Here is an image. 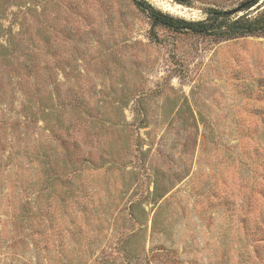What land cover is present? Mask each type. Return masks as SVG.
Returning <instances> with one entry per match:
<instances>
[{
  "label": "rangeland",
  "instance_id": "rangeland-1",
  "mask_svg": "<svg viewBox=\"0 0 264 264\" xmlns=\"http://www.w3.org/2000/svg\"><path fill=\"white\" fill-rule=\"evenodd\" d=\"M136 1L0 0V264H264V30Z\"/></svg>",
  "mask_w": 264,
  "mask_h": 264
},
{
  "label": "trees",
  "instance_id": "trees-1",
  "mask_svg": "<svg viewBox=\"0 0 264 264\" xmlns=\"http://www.w3.org/2000/svg\"><path fill=\"white\" fill-rule=\"evenodd\" d=\"M257 1L258 0H244L241 3V9L247 10L249 7L253 6ZM136 4L140 9L148 13V17L152 26L162 25L178 31H186L205 35H216L221 37L244 35L264 30V8L256 12V15L253 16H248L247 13L235 16L234 14L227 13V10L208 8L207 17L205 19L188 20L184 18L175 17L168 13H163L144 0H137ZM1 46L3 45L1 44ZM32 104L35 105V103L31 102V99H28L26 103L24 102L22 104V109L28 110V108H30ZM38 107L43 114L40 119L44 122L46 120L47 122L44 125L48 126V132L53 131V129L54 131L57 130L59 127H55L49 123V121L53 120V118H55L54 125L56 124V121L59 120L58 114L55 111L54 106H52V109L48 110H45V107L42 104L38 105ZM58 139H60V137H58ZM58 144L61 146L64 145L61 140ZM40 154L49 155L51 158H53V156H57L56 153H48L46 150L44 151V153L42 151ZM88 156L90 157L91 155L88 154ZM63 167L64 170H66V165H63ZM68 168L74 175L79 172L74 167ZM58 176L59 174L56 171H52L51 175H49V178L55 179ZM37 188L38 189L35 190L36 195L39 194V192L42 190V186Z\"/></svg>",
  "mask_w": 264,
  "mask_h": 264
},
{
  "label": "water",
  "instance_id": "water-1",
  "mask_svg": "<svg viewBox=\"0 0 264 264\" xmlns=\"http://www.w3.org/2000/svg\"><path fill=\"white\" fill-rule=\"evenodd\" d=\"M241 8V5H239L238 7H235L233 9H229L226 12L229 14H234L236 11H238Z\"/></svg>",
  "mask_w": 264,
  "mask_h": 264
}]
</instances>
